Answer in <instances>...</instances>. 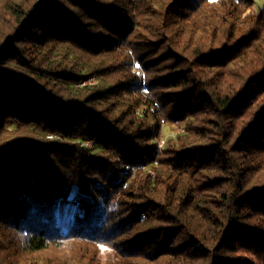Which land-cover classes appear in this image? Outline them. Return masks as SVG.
Wrapping results in <instances>:
<instances>
[{
    "label": "trees",
    "instance_id": "trees-1",
    "mask_svg": "<svg viewBox=\"0 0 264 264\" xmlns=\"http://www.w3.org/2000/svg\"><path fill=\"white\" fill-rule=\"evenodd\" d=\"M257 2L0 0V264H264Z\"/></svg>",
    "mask_w": 264,
    "mask_h": 264
},
{
    "label": "rangeland",
    "instance_id": "rangeland-1",
    "mask_svg": "<svg viewBox=\"0 0 264 264\" xmlns=\"http://www.w3.org/2000/svg\"><path fill=\"white\" fill-rule=\"evenodd\" d=\"M257 1H258L257 6L264 7V0H257ZM89 81L95 82L94 79L89 80ZM89 81H87V82H89ZM174 134H175V132L173 130H170L168 128H164L162 130V140H160L159 147H161L163 145L164 141H166L168 138L172 137ZM48 138L52 139V136H48ZM83 143L88 148L92 144L91 142H89V143L83 142ZM101 258L104 262H106L108 260H113L115 257L113 255V252L110 249L103 248L101 251Z\"/></svg>",
    "mask_w": 264,
    "mask_h": 264
},
{
    "label": "bare ground",
    "instance_id": "bare-ground-1",
    "mask_svg": "<svg viewBox=\"0 0 264 264\" xmlns=\"http://www.w3.org/2000/svg\"><path fill=\"white\" fill-rule=\"evenodd\" d=\"M90 142V141H89Z\"/></svg>",
    "mask_w": 264,
    "mask_h": 264
},
{
    "label": "built area",
    "instance_id": "built-area-1",
    "mask_svg": "<svg viewBox=\"0 0 264 264\" xmlns=\"http://www.w3.org/2000/svg\"><path fill=\"white\" fill-rule=\"evenodd\" d=\"M89 143V142H88Z\"/></svg>",
    "mask_w": 264,
    "mask_h": 264
}]
</instances>
